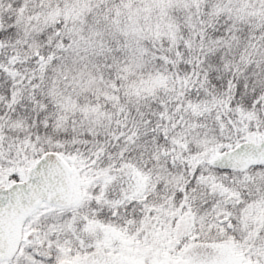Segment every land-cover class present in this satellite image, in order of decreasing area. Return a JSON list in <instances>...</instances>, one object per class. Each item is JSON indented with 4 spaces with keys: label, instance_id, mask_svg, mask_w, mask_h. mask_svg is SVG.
Returning <instances> with one entry per match:
<instances>
[{
    "label": "snow or ice",
    "instance_id": "snow-or-ice-1",
    "mask_svg": "<svg viewBox=\"0 0 264 264\" xmlns=\"http://www.w3.org/2000/svg\"><path fill=\"white\" fill-rule=\"evenodd\" d=\"M0 264H264V0H0Z\"/></svg>",
    "mask_w": 264,
    "mask_h": 264
}]
</instances>
